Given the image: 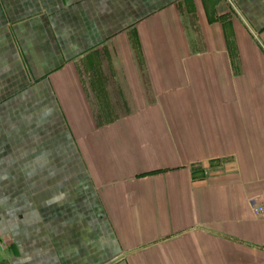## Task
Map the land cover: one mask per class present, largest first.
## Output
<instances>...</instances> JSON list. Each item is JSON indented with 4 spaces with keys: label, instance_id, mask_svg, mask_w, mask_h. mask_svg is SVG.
<instances>
[{
    "label": "crops",
    "instance_id": "0c3cea01",
    "mask_svg": "<svg viewBox=\"0 0 264 264\" xmlns=\"http://www.w3.org/2000/svg\"><path fill=\"white\" fill-rule=\"evenodd\" d=\"M264 0H0V264H264Z\"/></svg>",
    "mask_w": 264,
    "mask_h": 264
},
{
    "label": "built area",
    "instance_id": "2783aa9c",
    "mask_svg": "<svg viewBox=\"0 0 264 264\" xmlns=\"http://www.w3.org/2000/svg\"><path fill=\"white\" fill-rule=\"evenodd\" d=\"M253 212L256 216L264 220V202L256 204L253 208Z\"/></svg>",
    "mask_w": 264,
    "mask_h": 264
}]
</instances>
